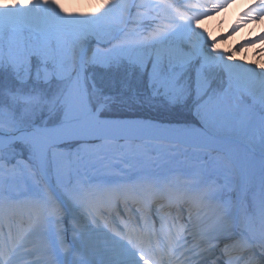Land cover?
<instances>
[{
	"label": "snow or ice",
	"instance_id": "6c2138e0",
	"mask_svg": "<svg viewBox=\"0 0 264 264\" xmlns=\"http://www.w3.org/2000/svg\"><path fill=\"white\" fill-rule=\"evenodd\" d=\"M230 3L0 2V264H264V63L201 30Z\"/></svg>",
	"mask_w": 264,
	"mask_h": 264
},
{
	"label": "bare ground",
	"instance_id": "6f19581e",
	"mask_svg": "<svg viewBox=\"0 0 264 264\" xmlns=\"http://www.w3.org/2000/svg\"><path fill=\"white\" fill-rule=\"evenodd\" d=\"M0 2H3V0H0ZM253 2L254 0H231L229 5L220 9L216 17L201 23V30L215 40L218 50L230 53L237 63L245 65L264 63V41L257 40L254 44L244 43L264 32V17H261L259 21L247 22H245L247 18L242 17V12ZM98 4L99 0H65L66 11L73 12H91L95 10ZM224 19L227 24L235 21L233 25L239 23L240 27L236 32H232L229 35L226 30H222V26L219 24ZM242 44L244 46L240 47ZM65 227L70 228V224L67 221L65 222Z\"/></svg>",
	"mask_w": 264,
	"mask_h": 264
},
{
	"label": "rangeland",
	"instance_id": "374dc122",
	"mask_svg": "<svg viewBox=\"0 0 264 264\" xmlns=\"http://www.w3.org/2000/svg\"><path fill=\"white\" fill-rule=\"evenodd\" d=\"M212 15H216V14L215 13L214 14L212 13ZM212 17H215V16H212ZM204 18L206 19V17H204ZM219 24L222 26V30H226L227 33H230L231 32V29L230 28H227L228 25H227V22L225 20L223 22L219 23Z\"/></svg>",
	"mask_w": 264,
	"mask_h": 264
},
{
	"label": "clouds",
	"instance_id": "9594fccd",
	"mask_svg": "<svg viewBox=\"0 0 264 264\" xmlns=\"http://www.w3.org/2000/svg\"><path fill=\"white\" fill-rule=\"evenodd\" d=\"M3 2H8V0H3Z\"/></svg>",
	"mask_w": 264,
	"mask_h": 264
}]
</instances>
